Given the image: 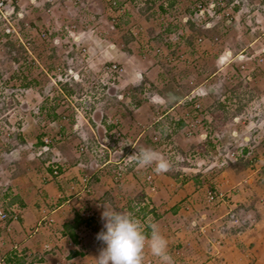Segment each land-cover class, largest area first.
Instances as JSON below:
<instances>
[{
  "label": "rangeland",
  "instance_id": "1",
  "mask_svg": "<svg viewBox=\"0 0 264 264\" xmlns=\"http://www.w3.org/2000/svg\"><path fill=\"white\" fill-rule=\"evenodd\" d=\"M166 1L8 0L0 9V175L16 179L23 164L47 182L75 166L81 180L69 193L84 190L81 212L95 230H104L103 206L145 230L168 213L173 223L205 227L200 212L215 219L212 203L236 192L246 200L224 202L230 215L247 216V228L264 199V0H177L162 13ZM199 4L204 12L192 21ZM141 149L172 169L140 168L131 156ZM134 180L140 189L131 196Z\"/></svg>",
  "mask_w": 264,
  "mask_h": 264
},
{
  "label": "crops",
  "instance_id": "2",
  "mask_svg": "<svg viewBox=\"0 0 264 264\" xmlns=\"http://www.w3.org/2000/svg\"><path fill=\"white\" fill-rule=\"evenodd\" d=\"M186 37L189 41L193 38L191 35ZM201 37L205 38L204 35ZM161 50L164 53L166 51L163 47ZM141 108L138 107L137 110ZM20 166V175L15 180L11 176L7 179L0 175V209L7 214V219L0 221V264H96L95 258L106 247L96 239L101 230L86 225L76 228V244L67 231L77 217L84 220L81 212V195H84V190L69 193V187H73L71 183L81 180L75 166L63 172L55 181L47 182L45 173H42V179L35 178L31 175L36 172V168L31 169L23 164ZM46 171L49 173L50 170ZM71 176L72 181L68 178ZM246 183H250V180ZM138 186L136 180L127 185V189L133 190L131 196L139 192ZM106 187L110 189L111 199L115 198L111 186ZM105 193L108 196V192ZM93 194L94 197L98 195ZM231 198L228 200L227 196V199L221 198L212 203L220 205V212L215 219L200 212L198 217L206 216L205 227H185L183 222L173 223L172 219L176 215L171 213L160 217L151 225L167 239L168 252L174 264H264V199L262 203L257 201L254 210L250 212V215H254L255 223H250L247 228H240L247 221V216H242L243 212L240 216L230 215L231 211L224 201L233 202L237 198L242 203L246 199L238 192ZM185 213L190 218L196 216ZM227 215L231 219L235 217L234 220H227ZM143 264H160L147 247Z\"/></svg>",
  "mask_w": 264,
  "mask_h": 264
},
{
  "label": "clouds",
  "instance_id": "3",
  "mask_svg": "<svg viewBox=\"0 0 264 264\" xmlns=\"http://www.w3.org/2000/svg\"><path fill=\"white\" fill-rule=\"evenodd\" d=\"M164 134L167 129H162ZM140 168L155 165L156 174L167 173L172 169V162L152 149H141L131 156ZM101 214L104 230L96 239L103 242L96 264H143L146 247L158 258L160 264H174L168 252V241L152 226L150 237L145 234L142 222L127 212L109 209L106 206Z\"/></svg>",
  "mask_w": 264,
  "mask_h": 264
},
{
  "label": "trees",
  "instance_id": "4",
  "mask_svg": "<svg viewBox=\"0 0 264 264\" xmlns=\"http://www.w3.org/2000/svg\"><path fill=\"white\" fill-rule=\"evenodd\" d=\"M176 3H177V0H167L166 1V4H161L160 5L161 12L162 13H167L168 10H171L172 8L175 7ZM164 5H166V7ZM139 106H140V102H135V107H139ZM110 128L111 127H108V129H110ZM40 145H44V144L41 142ZM48 169L50 170V168H48ZM49 173H51V170L49 171ZM212 192H214V191H212ZM214 194L216 195L215 192H214ZM145 210H146V208H144L141 212H146ZM151 213H152V211H151ZM82 225L91 226L92 225V220L91 219H84L83 220V219L77 217L75 219V223L72 224V227L69 230H67L70 239L75 244L78 242V240H77L78 239V236L74 233V230L76 228H78V227H81ZM149 231H151V229L149 227H147L146 230H145V234L148 235L147 232H149Z\"/></svg>",
  "mask_w": 264,
  "mask_h": 264
},
{
  "label": "built area",
  "instance_id": "5",
  "mask_svg": "<svg viewBox=\"0 0 264 264\" xmlns=\"http://www.w3.org/2000/svg\"><path fill=\"white\" fill-rule=\"evenodd\" d=\"M6 5H8V0H0V9L1 8H5ZM211 7H214V5H211ZM196 11L197 12L194 13L193 18H192V21L193 20H198V18L200 17V15L203 14L204 9H202V5H200V4L199 5H196ZM71 27L74 28L75 25H72ZM71 32H72V35H74L73 30ZM105 70L107 72H109L110 74H112V73L120 74L121 71H122V69L119 68V66L116 65V64H107V66H105ZM56 173L57 172L54 171V174H56ZM214 197H215V194L214 193L208 192V198H209V200H213ZM6 219H7V214L2 209H0V221L3 222Z\"/></svg>",
  "mask_w": 264,
  "mask_h": 264
}]
</instances>
